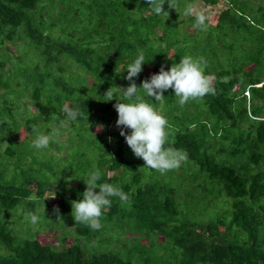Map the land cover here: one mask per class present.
Wrapping results in <instances>:
<instances>
[{
  "label": "trees",
  "instance_id": "obj_1",
  "mask_svg": "<svg viewBox=\"0 0 264 264\" xmlns=\"http://www.w3.org/2000/svg\"><path fill=\"white\" fill-rule=\"evenodd\" d=\"M193 1L165 3L168 16H158L147 0H0V264H264V0H199L224 2L205 30L184 15ZM141 53L138 87L185 55L203 56L215 77L214 95L183 106L172 89L160 101L138 93L172 126L165 147L185 150L187 169L227 197L213 219L182 215L166 176L108 131L114 105L126 102L127 66ZM66 106L79 109L75 120ZM34 125L67 137L36 149ZM78 142L89 148L64 149ZM95 169L98 183L130 196L111 198L99 230L72 216ZM28 212L37 224H26ZM41 229H61L58 244L42 242Z\"/></svg>",
  "mask_w": 264,
  "mask_h": 264
},
{
  "label": "clouds",
  "instance_id": "obj_2",
  "mask_svg": "<svg viewBox=\"0 0 264 264\" xmlns=\"http://www.w3.org/2000/svg\"><path fill=\"white\" fill-rule=\"evenodd\" d=\"M147 3L158 16H168V12L163 9L165 3L170 9H176L178 6L176 0H147ZM184 15L194 16V28L206 29L205 14L197 11L192 4L185 6ZM144 64L145 56L141 53L134 62L127 66L125 79L130 81V84L126 88L118 87L126 102H117L114 105L118 113L116 126L121 129L120 135L125 138L134 155L143 159L144 167L164 174L169 170L178 169L182 163H185L187 152L172 146L165 147L169 142L172 126L154 103H149L138 93L142 89L148 97H154L155 101H160L164 98L163 93L172 89L175 97L178 98L179 105L183 106L207 94L214 95L215 77L212 74H206L208 65L203 56L185 55L180 58L179 63H173L168 70L161 66L158 73L143 80L141 86L138 87L133 78L142 72ZM104 96H107V101L114 98L112 87L106 91ZM65 112L70 120H75L80 114L79 109L67 106ZM124 129L130 132L126 133ZM32 131L36 133L32 140V146L36 149L47 148L52 137L60 134L59 128L54 129L51 134H45L38 131L35 125ZM101 177L102 173L99 169L92 171L84 182L86 190L82 193V199L72 201V216L75 222L85 224L92 230L101 229L103 209L111 207L112 197H118L122 204L130 202V196L120 187L110 183H98ZM54 211L59 213L58 208ZM26 217H30L32 224H37L39 221V217L33 212H28Z\"/></svg>",
  "mask_w": 264,
  "mask_h": 264
},
{
  "label": "rangeland",
  "instance_id": "obj_3",
  "mask_svg": "<svg viewBox=\"0 0 264 264\" xmlns=\"http://www.w3.org/2000/svg\"><path fill=\"white\" fill-rule=\"evenodd\" d=\"M195 9L197 11H202L206 19L214 23L216 20V17L220 11L224 7V2L219 1L215 5H206L203 4L199 0H195L191 2ZM185 28L189 31L192 30V26L186 25ZM12 53L16 51V48L12 46L11 49ZM90 79V78H89ZM91 80V79H90ZM89 80V82H90ZM22 97V102L23 104H26V101H23ZM22 104V105H23ZM28 107L30 110L34 108V106L31 103H28ZM118 118L114 119V121L110 124L108 127V131H120L121 129L116 126V121ZM23 121V120H22ZM122 127V126H121ZM94 132H101L102 128L101 125H98L93 128ZM124 131H127V129H124ZM45 134H51V133H46L45 131H41ZM28 133L27 130H24L21 128V132H19L20 135L24 136ZM67 137L66 132H61L58 136H55L56 141L57 140H62ZM125 143V142H124ZM81 142H78L77 144L70 145V147H66L67 151L70 150V152H73L75 148L78 146L80 147ZM82 146H88L87 142H84ZM45 155V154H44ZM47 155V154H46ZM92 155V151H88L86 156ZM86 157V158H87ZM71 158V157H70ZM60 160V159H58ZM58 160H54V163H58ZM188 162L182 163L181 168L179 167L178 169H175L176 172H170L173 173L174 175H171L168 171L163 176H166L165 179L167 182H169L174 188H175V193H174V198L177 203L180 204L181 210L180 213L183 215L185 212L189 213L192 216L193 213L197 214L198 218L201 220H210L215 218L219 213H222L223 210L226 208L225 204L227 201V197L224 194H220L215 186V188L210 187V183L205 180V175L201 172L197 173V170L193 168V170L187 169L188 167ZM225 199V200H224ZM56 201L51 198L49 201V205L55 204ZM26 224L33 225L31 222H26ZM22 230H25V226H22ZM67 228H71L66 224ZM119 232V231H118ZM115 233V232H113ZM61 234V229H57L52 232H48L46 230L41 229L37 235V237L45 243H52L53 245H57V238ZM130 237V236H128ZM71 236H69L66 239V243H70L71 241Z\"/></svg>",
  "mask_w": 264,
  "mask_h": 264
}]
</instances>
